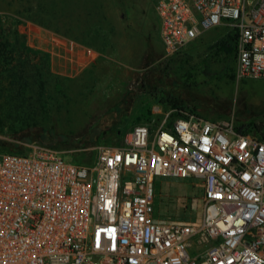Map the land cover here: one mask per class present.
<instances>
[{"label": "built area", "instance_id": "obj_1", "mask_svg": "<svg viewBox=\"0 0 264 264\" xmlns=\"http://www.w3.org/2000/svg\"><path fill=\"white\" fill-rule=\"evenodd\" d=\"M165 54L236 33L238 77L264 79V0H157ZM71 163L39 142L0 151V264H264V138L177 108ZM157 178L202 188L198 223L155 215Z\"/></svg>", "mask_w": 264, "mask_h": 264}, {"label": "rangeland", "instance_id": "obj_2", "mask_svg": "<svg viewBox=\"0 0 264 264\" xmlns=\"http://www.w3.org/2000/svg\"><path fill=\"white\" fill-rule=\"evenodd\" d=\"M37 1L0 0L1 27L45 53L59 77L49 84V111L38 119L60 137L52 148L67 162L95 157L93 145H79L88 134L121 145L135 124L157 123L173 108L167 100L183 102L200 117L232 119L236 127L264 132V79L238 77L236 51H219L217 41L235 32L227 25L206 29L166 55L157 0H39L40 11ZM13 105L11 93L0 89V140L25 151L41 137L7 135L21 126L11 119ZM155 188L158 219L200 221L202 188L193 179L157 178Z\"/></svg>", "mask_w": 264, "mask_h": 264}, {"label": "trees", "instance_id": "obj_3", "mask_svg": "<svg viewBox=\"0 0 264 264\" xmlns=\"http://www.w3.org/2000/svg\"><path fill=\"white\" fill-rule=\"evenodd\" d=\"M37 7L40 11L42 6L39 0L37 1ZM31 17L33 16H29L32 21L44 25L43 20ZM1 23L0 19V89H7L11 93L14 104V115L11 116V119L21 124L18 129L7 132V135L19 138L30 137L31 139L41 137L38 140L39 143L53 147L58 143L60 137L50 134L42 125L40 126L38 118L42 113L49 111L50 98L48 95L52 89H50L49 84L59 77L54 76L49 70L48 56L45 53L37 52L29 48L23 41H20L16 30L6 35ZM216 46L222 53H234L236 51V33H226L217 41ZM5 82L8 83V87L3 88ZM167 101L174 108L186 111L183 102ZM237 129L244 132L253 131L249 127L243 126L237 127ZM257 132L259 133V131ZM259 134L264 138V132ZM90 137L89 134L85 136L79 144L80 147L87 144H100V142ZM0 148L2 151L10 153L27 152V150L23 151L7 140H0ZM93 158L87 162L79 163H91Z\"/></svg>", "mask_w": 264, "mask_h": 264}]
</instances>
